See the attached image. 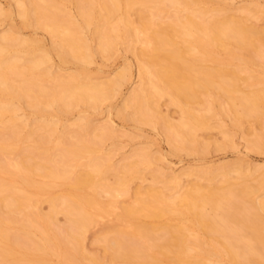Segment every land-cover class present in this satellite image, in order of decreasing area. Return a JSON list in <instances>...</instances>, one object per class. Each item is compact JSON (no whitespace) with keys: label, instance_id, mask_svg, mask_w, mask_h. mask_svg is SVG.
<instances>
[{"label":"bare ground","instance_id":"6f19581e","mask_svg":"<svg viewBox=\"0 0 264 264\" xmlns=\"http://www.w3.org/2000/svg\"><path fill=\"white\" fill-rule=\"evenodd\" d=\"M61 1L16 0L19 7H17L18 13L16 14L24 19L25 24H27L28 19L32 21L31 18L34 15L37 16L36 21L39 15L50 19L49 23L44 24L56 37L50 48L43 47L40 44V39L19 36L17 30L15 31L16 34L10 28L0 32V123L4 122V115L7 112H15V110L17 112V109H20L25 103L33 106L34 111L32 110V113L39 112L40 117L42 112L51 113L56 106L59 108L60 100L64 104L87 101L89 102L87 105H90V102L96 105L102 98H106L113 86L121 84V78L125 77L123 75L119 74L112 80L96 82L89 80L91 75L89 79L87 74L81 77L85 69L78 70V73L77 71L76 73L72 72L73 74L68 73L69 75H57L53 72V76H51L52 70L49 69V62L52 59L51 52L54 50L62 62H68L69 58H72L73 61L76 60L75 63H82L79 61L91 59L90 51L93 47L89 42L90 39H86L85 34L83 35V30L86 27L91 28V25H93L92 27L95 26L91 36L93 34L92 38L98 40L97 43L100 45L98 48H102L103 51L112 46L111 44L118 37L124 41L130 38L131 43L135 45L136 41L143 44L139 45L141 47L139 49L129 47L134 49L133 51L140 58L139 75L141 82L140 86L118 111L120 115L128 116L127 108L132 106L134 113L136 110V114L137 112L140 115L148 116L151 114V117L153 114L155 117L154 114L158 113L155 97L160 96L162 98L164 94L169 95L170 102L178 104L182 108V117L179 118V121L173 122L162 118L164 126L168 129L167 138L172 141L173 146H178L179 144L174 145V143L181 139L186 143V146L189 143L197 147L199 144L197 129L202 126L208 127L210 124L208 115L211 112H219L221 115L223 114L222 111L226 110L233 118L234 127H239L243 125V121L246 122V115L253 113L258 115L256 112L259 113L264 110V66H262V70L257 71L258 73L246 69L251 66V62H256V56L258 60L259 58L264 59V47H259L260 44H257L262 32L260 33L256 26L255 28L254 25L247 24L236 14L237 17L231 16L232 14L228 15L223 12L225 10L222 11L224 14H221L222 12L216 14L223 7L215 10V8L207 6L210 2L205 3L207 4L205 5L200 0H83L82 2H85L86 6L78 5L80 19L76 21L71 16H60V13L64 14L65 11L61 8L62 4L59 5ZM135 6L139 9L143 8L141 17H139L141 18L139 24H134L130 17L131 10H134ZM97 8H100L99 12L96 10ZM4 9L0 5V17L6 12ZM257 9L258 7H256ZM248 10H251V7L250 9L248 7ZM96 11V15L100 17L102 22L100 25H97L98 22H95L96 25H94L95 23L92 24L93 20L91 21V17L95 15ZM262 11L264 12V10ZM8 16L10 15L8 14ZM96 18L94 20L98 19ZM232 36L235 38L234 42L230 41ZM129 40L128 42H130ZM132 40H135V43ZM259 42L262 41L259 40ZM232 46L239 50H235ZM249 46L253 47L255 53L246 56L247 50L243 51ZM219 47L227 50L226 52L222 50L226 53L224 57L217 56L219 51H216V48ZM247 52L249 53V50ZM209 59L216 60L217 65L220 64V66L210 68L209 66L206 67L207 65H200V61L203 63L204 60ZM233 59L238 60L236 64L238 69L231 67L233 65H230V61L234 62ZM226 60H229L228 64L225 62ZM258 60L256 63L262 65ZM48 63L49 65L45 68L41 67ZM225 63L230 67L226 66ZM40 67L45 69V71L43 70L44 75H49L47 78H49V82L52 80L51 84H48L49 82L44 84L42 76L34 74L35 71L40 70ZM79 69H83V67ZM241 69L244 72L247 70L248 75L245 76L246 73H243V76L242 72L240 73ZM27 74H34L35 76H26ZM15 80L18 81V84H16L17 81L13 82ZM239 80L244 81L245 84H242L243 82L238 83ZM215 82L218 83L221 90H224L223 93H227L226 103L223 100L224 105L219 102L217 107L214 104L221 98L218 92L211 95L214 96L212 100H209L208 97V100H205L200 96L201 93H207ZM240 83L244 85L242 88H240L242 86ZM255 84L259 85L256 86ZM245 86L246 88L249 86V89H244ZM210 93L208 92V94ZM25 94L26 97H32V100L30 98L31 102L23 101ZM191 98H196L204 105L203 108L201 109L199 106L200 109L196 110V108L188 105L187 100L189 101ZM220 101L222 102V100ZM47 106L54 108L51 111H46V108H49ZM207 113L209 114L207 115ZM250 116L249 120H251ZM13 117H11L10 123L7 119L9 124L4 125V129H7V136L3 137L0 134L2 136L0 137V264H53L51 260L56 257H58L60 264H84L83 260L87 264V260L83 259L86 256L82 252L84 251L85 233L90 230L89 228L93 224L96 223L97 225L99 220L102 223V219L110 215H113V220L109 224L108 230L104 232L105 234L102 232L104 234L103 240L110 244L109 247L113 248L115 252H120L121 255L118 256H123L126 264H129L133 257L138 258L139 263L137 264H214L215 259L216 264L219 261L217 259L228 260L226 262L230 264H264L263 167L262 169L253 166L254 173L259 171L261 174L256 184L247 181V183H241L243 178L240 176L244 174L243 177H249L246 172V174L242 172L243 169L240 170L241 167L238 171L240 176L236 174L238 178L235 177L241 181L233 179L232 182L227 164L226 167L223 164L218 168L209 166L197 168L198 170L186 169L177 173L163 172L162 177L159 176L163 178V185H172L177 190L179 185L183 186L182 177L184 175L199 176L196 177L197 179L200 176H208L209 182H211L220 174L219 176L222 175L221 177L227 182L224 184H229V186L228 188L224 186V190V187L220 185L223 189L218 191L211 183V185L203 186L204 184H199L200 182H194L186 188L183 186V190L181 189V192L177 191L178 193L175 194L172 187H167L173 190V194H170L166 193L168 192L167 189L165 192L160 190L162 187L157 189L152 186L148 187L146 192L137 190L132 201L125 204L122 202L121 205H123L119 206L117 204L119 203L118 197L127 196L130 193L128 180L140 174L141 171L139 172L138 167L141 166L138 165L147 161L151 154L148 155V152L144 151L136 152L132 157H126L122 163L120 162V165L118 164L119 166L115 165V169L121 170L123 173L120 175L116 173L115 180L109 182L106 180L107 178L104 179L103 177L107 168L102 166L103 164L106 165L105 167L114 165L110 164L109 155H106L107 158L102 157L104 161L100 162L98 156L91 153L94 150H92V144L102 138L105 129H107L106 126L93 127L97 131L87 136L84 134L85 132L81 131H87L88 125L90 128L92 127L89 124L90 119L87 118L88 115H80V119H82L80 122H85L79 126L83 130L74 134L76 139L69 134L74 138H70L73 140L69 139V142H66L68 138L63 136L65 141L64 138L62 140L59 138V142L54 143L56 146L52 147L53 145L51 146L49 143L50 136L49 139L46 136L48 131H45L46 134L38 136L35 140L33 138L35 142L31 141L34 143L32 144L34 148L31 143L28 146L33 148H30V151L37 149V152L34 151L36 154L38 153L35 158V154L28 152L25 155H22L24 153L21 155L17 153L22 149L18 144L19 136L22 140L25 135H21L23 131H18L21 134L17 131H11L10 127L20 124V122L14 121ZM153 117L152 120L148 119L153 121ZM49 119L44 118L45 123L54 127L58 120ZM7 120L5 121L7 122ZM30 121L36 123L34 118ZM27 124L25 122V126ZM0 125L3 126V124ZM220 127L223 128L222 124ZM50 129L53 130L54 128L50 127ZM223 130L224 133L228 134V129L223 128ZM25 131L28 136L32 135L33 131ZM36 132L38 134L39 131ZM49 132L53 133L50 130ZM39 133L41 134V131ZM64 135L66 136L65 133ZM256 137L251 141V143L254 142V145H257L258 140H261L259 139L260 135H256ZM173 141L175 142L173 143ZM54 148H58V152H54ZM85 151H89L86 161V165L89 167L75 170L77 168L71 167L72 165L68 162L69 160L66 161V158L72 157L77 160ZM251 174L250 176L253 177V173ZM152 175L154 179H157L159 173L154 171ZM38 176L42 179H38ZM255 176L257 177V174ZM154 181H158V179ZM236 183H239V186L233 187ZM55 186L61 188L60 191L55 192L53 190ZM220 186L219 188H221ZM260 191L263 194L261 196L258 194L261 193ZM102 192L109 194L110 198L107 202L100 199ZM236 198L239 201L240 199L241 201L247 200L255 210L246 208L243 205L245 203L233 201ZM40 200L49 202L50 208L47 212L40 210L39 203H42L39 202ZM207 206L211 207L212 214L211 211H209L210 213L206 211ZM59 212L65 214L66 221L63 225L56 226L55 219L57 220L56 215ZM172 214H178L183 219L179 217L180 221L177 219L179 222L173 224L170 221ZM141 215H148L153 218L169 216L165 222H161L163 225L162 228H159L157 225L140 220ZM184 217H188L187 219L191 221H189L191 224L186 223ZM160 229L166 231L165 237L155 235L156 231ZM163 231L159 234H162ZM194 231L204 233V235L200 234L210 241L207 239L208 242L205 243V238L201 237L199 233V235L197 233L194 235ZM134 238L142 240V243L140 245L126 244V240L131 239L133 241ZM103 245L105 244L103 243ZM51 256L56 257L50 259ZM100 257L102 258L101 255ZM89 260L90 264H102V259L97 255L90 256ZM132 263L134 262L131 261Z\"/></svg>","mask_w":264,"mask_h":264},{"label":"rangeland","instance_id":"374dc122","mask_svg":"<svg viewBox=\"0 0 264 264\" xmlns=\"http://www.w3.org/2000/svg\"><path fill=\"white\" fill-rule=\"evenodd\" d=\"M56 1H58V0H56ZM82 1L83 0H81V1L80 0H62L59 3V5L62 4L61 8L65 10L64 14L65 13L66 14L64 15V14L60 13V16L61 15L63 17L71 16L76 21H79L80 12L78 11L79 10L78 5L83 6V7L86 6L85 2H82ZM200 1H202V3H204V4L205 3L208 4L210 2L208 5L207 4H205V5H207L209 7L211 6L210 8H215V10H219L223 7L221 10L217 11L216 14L225 10L223 12H226L228 15H231V14H232L231 16L237 15L238 17H241V19L243 21H245L247 24L249 23V25H252V26L254 25L253 27L256 26L257 30L260 31V33L262 32L259 35L260 36L259 40L262 42L260 43L258 40L257 44L258 45L260 44L259 47H261V46L264 47L263 46L264 45V12L262 11V10H264V0H200ZM0 5L2 6L3 9L5 8L4 11H6L0 17L1 18L0 19V32L6 31V30H8V28H10V30L12 29V32L16 34L15 31L17 30V32H18L17 34L18 35L20 34L19 36H21V37L37 38L38 40L40 39V44H42V46L45 48H50L53 41L56 40V37H54V35L51 34V32L48 30L49 28L46 27V25H44V24L50 22V19L48 17H43V16L39 15L41 18L38 16V20L36 21L35 19H37L36 18L37 16L34 15L35 17L33 16L31 18L32 21L30 19L27 20V22H26L28 24L27 25L24 23L25 22L24 19L21 16H19V14H16V13H18L17 11L19 8L18 4H16V0H0ZM212 5H214L215 7H213ZM136 6L141 7L140 5H136ZM138 7H136L134 10L132 9L131 10L132 12L130 14V17L134 21V24H136V23L139 24L140 20H141V18H139V17H141L140 15H141L143 8L139 9ZM248 7H249V9L251 7V10L247 11ZM256 7H258L257 10H256ZM96 10H98V12H99L100 8H97ZM259 10H261V11H259ZM10 12H11V14H10ZM67 12H69V13H67ZM138 12H140V13H138ZM184 12H186V11H184ZM223 12L221 14H224ZM256 12H258V13H256ZM255 13H256V15H254ZM8 14L10 16H8ZM68 14H72V15H68ZM96 14H97V11H96L95 15H93V16L95 18L97 17L98 19L97 18L96 19L98 21L94 20L95 18L92 16L91 17V21L93 20L92 24H94L95 22L96 23L98 22L97 25H100L102 23L101 19ZM96 23L94 25H96ZM92 26L93 25H91V28L86 27L83 30V32H84L83 35L85 34V36H86V37L85 36L84 37L88 40L90 39L89 42H90L91 46L93 47L92 48L93 50L91 49V51H90L91 59H89V61H84V60L79 61L82 63H75L76 60L73 61L72 58H69L68 62H62L59 59L60 57L57 56L58 54L54 50L53 52H51V57H52L51 61L53 63V66H52L51 61L49 62L50 63L49 69L51 68L50 71L52 70L51 76H53V72H54V74L57 73V75H60V74L61 75L66 74L67 75L68 73L69 74H71L72 72L76 73V71L78 73V70L81 71V70L85 69V71H84L85 73L81 72L82 73L81 77H83L84 74L85 75L87 74L86 76H88V79H89L90 78L89 76L91 75V78L89 79L91 81H96V82L97 81H108L109 79L112 80V79L116 78V76H118L119 74L123 75V77L124 76L125 77L121 78V84L120 85L113 86L112 87L113 89L111 88L112 91L110 90V92H108V95L106 96V98L105 97L102 98L100 100V102L98 101L99 104L97 103L96 105H93L91 102H90V105H87L89 103L87 101L82 102V103L81 102H69V103L64 104L60 100L59 101V108H57V106H56L57 109L54 107H53L54 108L53 109L51 106H47L50 109L46 108V111L47 110L51 111L53 109V112H51V113L50 112L49 113L42 112L41 117L39 115V112H37L38 115L36 112L32 113V110L34 109L33 106L28 105L26 103H25V105L21 106L20 109H17V112H16V110H15V112L10 111L11 113L7 112L6 115H4V122L5 123L4 122L0 123V124H3V126L0 125V134L3 137L7 134L6 133L7 129H4L5 128L4 125L9 124L11 121V117H13L15 115L13 117L14 121H16V122L18 121V122H20V124H17L14 127L13 126L10 127L11 131H15V132L16 131L17 132L23 131L24 134L23 133L21 134V132H18V133L26 136V137L24 136L26 140L22 136L23 137L22 140L24 139L23 141L21 140V137L19 136V139L21 141L19 140L18 144H20V149L22 148L21 149L22 151L19 149L20 151L17 152L18 154L20 153L19 155H21L22 153H24L22 155H25L28 152V153H31L33 155L35 154L34 157L36 158V155L38 153L37 154L35 153V152H37V149L32 150L34 148V146L32 145L34 143L32 141L37 139L38 136H42L43 134H46L47 132H45V131H48V134H46V136H48V139L50 136V140H52V142H50V140H49L50 145L51 146L53 145L52 147L56 146V144L59 142V138H60V140H62V138H64V137L68 138V139H66V142H69V139L73 138V137H75V139H76V136L74 134L77 133V131L80 132L81 130H83V128L80 129L79 126H81V124L85 122V121L82 123L80 122V121H82V119H80V115L81 116H84V115L87 116L88 115L89 117H87V118L90 119L89 124H91L92 127L90 128V125H88L89 127L87 126L88 128L86 130L89 131L90 133L85 131V130H83L81 132H83V133L85 132L84 134H86L88 136L91 133L93 134L95 131H97V129L94 130V128H93L95 126L96 127L106 126V128H107V129H105V134L102 136V138L97 140V142H94L92 144V150L93 149L94 150L91 152L94 156L95 155L98 156L100 162H103L104 161L103 158H107L108 156L106 157V155L108 154L110 157L109 158L110 159L109 162H111L110 164H114V165H111L112 167L111 166L105 167L106 166L105 164L102 165V166H104V168H107V170L105 169V171L103 173V177H104V179L107 178L106 179L107 181L113 182L117 175H120L121 173H123L121 170L115 169V165L119 166L122 163V161L125 160L126 157H132L134 153L144 152V151L146 153L148 152V155L151 154L150 155L151 157L149 156L150 158H148L147 161H144V162H146L145 164H143L144 162H142L141 164L138 165V166H141V167H138V170H139V172L141 171L142 174L140 172V174L138 173L139 175H135V177L133 176V178L128 180L129 183H127V184H128V188H129L130 193L127 194V196L121 195L120 197H118L119 203H117V204L119 206L123 205V204L121 205L122 202H124V204H125V203H129V201H132L134 198L135 192L137 190H140L142 192L143 191L146 192V190L149 189L148 187H152V186H154L157 189L162 187L160 190H164V191H165V189H167L168 192H166V191L165 192L170 193V194H173L172 193L173 190L176 191V192L173 191L174 194L178 193L177 191L181 192V189L183 186H184L183 188H186L189 184H192L194 182H198V183L200 182L199 184L202 183V184H204L203 186H208V185L212 184L214 187H216V190H218V191L223 189L221 186H223V187L227 186L226 188H228V186H229V184L228 185L224 184V182L225 183H227V182L223 179V177H221L222 175L219 176L220 174L215 177L216 179L212 180L213 182L212 181L209 182L210 179H208V176L207 177L206 176H200V178L201 177L202 178L197 179L196 177H199V176L194 177V175L193 176L184 175L182 177V180H183L182 183L183 184L181 183L183 186L181 187V185H179L178 186L179 189L177 190V188L172 187V185H169V186L163 185V183H164V182H162L163 178H160V177H162L163 172L177 173V172H180V171L186 170V169L187 170L188 169H197V168L200 169V168H205V167H209V166H211L213 168H216V167L218 168V167H221L223 164H225L223 166L226 167V164H227V166H229L230 176L232 177L230 179H232V182H233V179L235 180L236 178H238V176H240V173H238L239 167H241L240 170L243 169L242 170L243 173L246 172L247 175H249V177L248 176L243 177V176H245L244 174H243V176H240V178H243V179H241V180H243L241 183H243V182L247 183L248 182V183L256 184L258 182L257 180L260 179L258 177H261V174L259 171L254 173L255 171L253 170V168L255 166H257L259 168H262V167L264 168V110L262 112H259V113L256 112V114H258L259 116L255 115V113L246 115V118H245L246 122L243 121V125L239 126V127H234L233 122H232L233 118H232V116H230L229 113H227L226 110H223L222 111L223 114H221V115L219 114V112H217V113L216 112H211V113L209 112L210 114L207 113V115L209 114L208 116L210 118L209 119L210 124L208 125V127L202 126L203 128L200 127V128H198L199 130L197 129V135H198L197 138H198V142H199V144H197V147H196V145H191L189 143H187V146H188L187 147L186 143L183 142L181 139H178L177 142L173 141V143L174 142L176 143V144L174 143V145L179 144L178 146H173L172 141L169 138H167L168 129H166V127L164 126V123H163L164 120L162 121V118L165 120L168 119V120H171L173 122H177L182 117L181 116L182 108L178 104L171 103L170 102L171 100H169V98H168L169 95L166 94L167 95L166 96L164 94V96L162 95L163 97L161 96L162 98H160V96L158 98L155 97V100H156V103L158 106L157 107L158 108L157 114H158V116L160 115V117H158L157 114H154L155 117H153V114H152L153 121L149 120L152 118L151 114L148 116L147 115H140L138 112L136 114V110L134 113V109H132L134 107H132V106L130 108L129 107L127 108L128 109L127 111L129 113L128 116H124V115L122 116V115H120V113L118 111V109H120L124 105L126 100H128L129 96L130 95L132 96V94L135 92V90L140 86V82H141L140 81L141 76L139 75L140 74L139 73L140 72L139 71V69H140L139 68L140 67V58L137 56L135 51H133L134 49L129 48V47L132 46L136 49H139V48H141L139 45H143V44L141 42L138 43V41H136V45H135V44L131 43L130 38H129L130 40L129 39L126 40L124 38L125 39V41H124L121 37H118L120 39L117 38V39H115V42H113L115 44L117 43L116 45L112 43L111 44L112 46H109L108 47L109 49L107 48L108 50L106 49L103 51L102 48H98V46H100L97 43L98 40L97 39L94 40L92 38L93 34L91 36L93 28L95 27V26L94 27H92ZM13 29H15V30L13 31ZM88 29H90V30H88ZM119 40H121V41H119ZM128 40L130 42H128ZM230 41L234 42L235 38L232 36L230 38ZM132 42L135 43V40L134 41L132 40ZM249 47H251V48H249ZM249 47L243 51V52H245L246 50L247 51L249 50V53H251V54H249L246 51L247 52V53L245 52L246 56L254 55V53H255L253 47L252 46H249ZM233 48L237 51L239 50L236 47H233ZM216 49H217L216 51H219V53H220V49H221V53L219 54L217 52L218 53L217 56H219V57L225 56V54H226L225 52L227 50H224L221 47L216 48ZM222 50H224L225 52ZM220 55H222V56H220ZM90 60H91V62H90ZM236 60L237 59H233L234 62L230 61V63H231L230 65H233L231 67H237L236 64L238 63V60L237 61ZM255 60L257 62V60H258L257 56L255 57ZM263 60L264 59H261V58H259V60H258V62L260 61L262 63V65H260L256 62H251V64H250L251 66L249 65L250 67H248L246 69L249 70L250 72H251V70L256 71V72L262 70L263 69L262 66H264ZM228 61L226 60L225 62H227V64H228ZM200 62H201V64H200ZM200 62H199V64L201 66L203 64V66L207 65L206 67L209 66L210 68H216V67H218V65L220 66V64L217 65L216 60L214 61L212 59L211 60L209 59L207 61L204 60L203 63H202V61H200ZM49 63L44 64L41 67L45 68V66L49 65ZM218 63H219V61H218ZM227 64H226V66L230 67V65H227ZM51 66L53 67L54 71H53ZM81 66L83 67V69H79V68H82ZM41 67L39 68L40 70L37 69L38 71H35L34 74L35 75L37 74L40 77L42 76L43 82H44V84H46L45 82H49V78H47L49 75L48 76L44 75L43 70L45 71V69H42ZM236 69H238V67ZM246 71L244 72V70L241 69L240 73L242 72V75H243V73H246L245 74V76H246V75H248L247 74L248 71L247 72ZM34 74H32V75L27 74L26 76H35ZM43 77H45V78H43ZM46 79H47V81H46ZM50 79H51V77H50ZM16 81L17 80H15L13 82L15 83ZM239 82H241V81L239 80L238 83ZM242 82H241L242 84H245L244 81H242ZM51 83H52V80H50V82L48 84H51ZM241 83H240V85H242ZM16 84H18V81ZM255 85L258 86L259 84H255ZM255 85H254V87H255ZM243 86L244 85L240 86V88H242ZM114 87H116V88H114ZM250 88H251V86H250ZM244 89H249V86H247V88L245 86ZM210 90L208 91L209 93L212 92L210 94H208V92L205 94L201 93L202 95L200 94L202 99H205V100L211 99L212 100L214 98V96H211V95L217 94V92H218V94L221 95L220 100H222V102L220 100L218 102L216 101V104H214V106L215 107L219 106V104H217L219 102L223 103V105H224V101L227 100V93L226 92L223 93L224 90L223 89L221 90L218 83L215 82L213 87H210ZM236 94H239V92H236ZM225 95H226V97H225ZM27 97L25 94L23 101H28V102L30 101L31 102L32 97H30V96L28 98ZM207 97H208V99H207ZM30 98H31V100H30ZM158 100H159V103H158ZM193 101H196V102L194 103ZM187 102L189 103L188 105L196 108V110H199L200 108L202 109L204 106L199 101H197L196 98H191V100H189V101L187 100ZM84 103H86V104H84ZM225 103H226V101H225ZM61 104H62V107H61ZM43 105H45V104H43ZM65 106H66V108H65ZM199 106H200V108H199ZM224 111L226 112L225 114H224ZM46 113L48 114V116ZM9 114H10V116H9ZM161 115H163V116H161ZM249 115L253 116V117L250 116L251 120H249ZM144 116L147 118L145 119ZM49 117H50V119H49ZM19 118H21L23 121L22 120L20 121ZM24 118H25V120H27V121L29 120V121L28 122L25 121ZM33 118L36 120V123L34 121H33L34 123L32 121H30V120H33ZM44 118L46 120H48V119L53 120L54 119V120H56V121L58 120V121L56 124H54V127H53L52 125H47V123H45V121H44ZM7 119H9V123H8ZM17 119H19V120H17ZM256 119H257V121H256ZM5 120H7V122ZM37 120H42L44 122L37 121ZM25 122H26V124L28 123L29 125H31L33 123L31 126H33V125L35 126L37 124L38 125L35 126L36 128L34 126L31 127L28 124L25 126ZM39 122H40V124H39ZM77 122H79V123L77 124ZM21 123H22V125H24L23 127H22ZM156 123H158V124H156ZM221 124H222L223 128L228 129V134L224 133L223 128L220 127ZM38 126H40V128H38ZM29 127H31V128H29ZM50 127L54 128L53 129L54 131L51 130ZM28 128H29V130H28ZM2 129H3L4 133L2 132ZM25 130H27V132L33 131L32 135L28 136ZM37 130L39 132L41 131V134L39 132L37 134V132H36ZM49 130L52 131L53 133H50ZM92 130H94V131L92 132ZM64 133L66 134V136L64 135ZM69 134L71 136L73 135V137H71ZM33 135H35V136H33ZM256 135L257 136L260 135L261 137H259V139H261V140H258L257 145H254L253 144L254 142L251 143V141H253L255 138H257ZM2 136H0V137H2ZM33 138H34V140H33ZM65 138H64V141H65ZM73 139H70V140H73ZM29 143H31V145L33 147V148L30 147V148H32L31 151L29 148V146H30ZM54 143H56V144L54 145ZM180 145H182V146L180 147ZM183 146H186V148H183ZM191 146H192V148H191ZM255 146H257V147L260 146V147L257 148ZM28 149L30 152L28 151ZM55 149L56 148H54V152L55 151L58 152L57 151L58 148L56 150ZM86 151L82 152V154H81L82 156H80V158H78L77 160L73 159L72 157H68L69 159L66 158V161L69 160L68 162L72 165L71 166L69 164L70 169H71V167H74V168H77L75 170H81V169H85V167H87V168L89 167L88 165H86V163H87L86 161L88 160L87 156H89V151L88 152H86ZM37 158H38V156H37ZM148 161H149L150 166L148 164ZM237 168H238V170H237ZM250 168H252V169H250ZM116 171H118V172L121 171V172L118 174V172H116ZM154 171L159 173L158 178H157L158 181H154V180H157V179H154V177L152 175ZM236 171H237V173H236ZM251 171H253V172H251ZM116 173H117V175H116ZM248 173H250V174H248ZM251 173H253V177L250 176V175H252ZM236 174H239V175L237 176ZM255 174H257V177L255 176ZM37 178L42 179V177H39V176ZM245 178H246V180H244ZM195 180H197V181H195ZM239 180L240 179H238V180L236 179L235 181H239ZM230 182H231V180H230ZM213 183H215V184H213ZM219 186L221 188H219ZM234 186L235 187L239 186V183L234 184L233 187ZM167 187H169V188L172 187L173 190L168 189ZM225 187H224V190H225ZM217 188H219V189H217ZM60 189L58 186H55L53 190L55 192H58V191H60ZM262 192H263V190H262ZM262 192L258 193V194H260V196H261L264 194V192H263V194H262ZM102 193L100 195V199L107 202L110 198L109 194L107 192H104L103 194ZM258 194H255V195L257 196ZM256 196H253V197H256ZM43 201L42 200L39 201V202H42L41 204L39 203V205L41 207L40 210L42 209L43 212L44 211L47 212L50 208L49 207L50 204H49V202L47 203V200H45L44 202ZM233 201L242 202L241 204L245 203L243 205L246 208L255 210L254 208L251 207L250 203L247 200L241 201V199H240V201H239L236 198ZM210 208H211L210 206L209 207L207 206L206 211L208 213H210L209 211H211V214H212V210H210ZM175 215H177L178 218L175 217ZM175 215L174 214L171 215L170 221L173 224H175L176 222H179L180 218L183 219L180 215L179 216H178V214H175ZM110 216H105L102 219L103 225H102V223H100V220H99L97 225H96V223L93 224L89 228L90 230H88V232L85 233V236H84L85 238H84V242H83L84 251H82V252H83V255L86 256V258L84 257L83 259L87 260L86 261V262H88L87 264H90L89 257L92 255L99 256V258L102 259V264H126V261L123 258V256H118V255H121L120 252H117V251L115 252V250L113 248L109 247L110 244L106 243L103 240V236L105 234L104 232H106V230H108V226H109V224L112 223V220H113V215L111 216V218H110ZM168 216L169 215H164V216L153 218V217L148 216V215H141L140 220H142L143 222L151 223L152 225H157L159 228H162L163 224L161 222H163V221L165 222L166 219L168 218ZM56 218H57V220L55 219V222H56L55 224H57L56 226L63 225L65 223L64 221H66L65 220L66 219L65 214L62 212L61 213L59 212L56 215ZM109 218L111 221L109 220ZM187 218L188 217L185 218L186 220L184 219L185 222L188 224H191V223H189L190 220H188ZM177 219H179V221ZM104 223H105V226H104ZM158 224H161V225H158ZM160 230L163 231L164 229H160ZM160 230H157L155 235L165 237V235H167L166 231L165 232L163 231L165 234L163 232H162V234H159L161 232ZM158 231H160V232H158ZM197 231H201V230H197ZM197 231H194V235H196L195 233H197ZM198 233H197V235H199L200 233L204 235V233H202V232H200L199 234ZM100 237H101L102 241L100 240ZM201 237L205 238V236H202V235H201ZM207 239H208L207 237L205 238V240L203 239L205 241V243L208 242ZM139 240L140 239H137V238H134L133 241L131 239H128V240H126V242H127L126 244H134V245L139 244L140 245L142 243V240H140V241ZM208 240L210 241V239H208ZM102 242L105 245H103ZM104 249L105 250L108 249V250L105 252ZM111 251H112L113 255H112ZM84 252H86V253H84ZM100 255L102 256V258L100 257ZM170 255L172 256V254H170ZM53 257L54 256H51L50 259H52ZM57 258L58 257L51 260L53 264H56V263L60 264V261ZM111 258H113V259H111ZM55 260H58V261H55ZM215 260H214V264H216ZM220 260L221 259H217V261H218L217 264L229 263V262H226L228 260H226V261H225V259H222L221 261ZM131 261L134 262L132 264L139 263L138 258H136V257L131 258ZM131 261L129 262V264H131ZM223 262H225V263H223ZM83 263L86 264L84 260H83Z\"/></svg>","mask_w":264,"mask_h":264}]
</instances>
